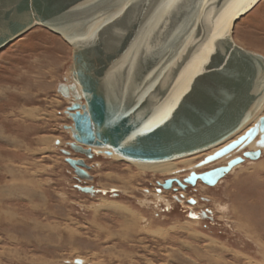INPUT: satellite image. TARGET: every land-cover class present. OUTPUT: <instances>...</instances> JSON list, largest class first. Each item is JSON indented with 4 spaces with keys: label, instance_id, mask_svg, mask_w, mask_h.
I'll return each instance as SVG.
<instances>
[{
    "label": "rangeland",
    "instance_id": "1",
    "mask_svg": "<svg viewBox=\"0 0 264 264\" xmlns=\"http://www.w3.org/2000/svg\"><path fill=\"white\" fill-rule=\"evenodd\" d=\"M34 27L0 51V264H264V141L257 132L249 140L257 126L151 170L107 150L92 149L87 159L70 148L68 108L84 104L71 77L72 49ZM232 39L264 58V0L235 23ZM62 85L76 89L64 96ZM252 144L259 158L245 159L213 187L159 185L223 166L255 151ZM67 159L84 160L88 179Z\"/></svg>",
    "mask_w": 264,
    "mask_h": 264
},
{
    "label": "water",
    "instance_id": "2",
    "mask_svg": "<svg viewBox=\"0 0 264 264\" xmlns=\"http://www.w3.org/2000/svg\"><path fill=\"white\" fill-rule=\"evenodd\" d=\"M259 1L181 0L182 7L170 12L156 31L157 0H116L115 21L107 11H97L93 0H0V51L34 26L71 47V77L84 101L68 108L74 153L91 159L92 149L109 148L138 162L173 161L223 143L264 112V58L232 39L235 23ZM189 25L191 31L182 36ZM145 28L155 36L149 46L166 51L163 59L140 56L137 38ZM116 33L120 38L113 41ZM75 89L62 85L58 91L68 96ZM245 138L212 157L228 153ZM259 156V150L247 151L223 166L159 185L170 190L176 183L184 190L199 181L213 187L245 159ZM67 163L80 180L88 179L90 167L84 160ZM76 189L90 196L99 192L89 186Z\"/></svg>",
    "mask_w": 264,
    "mask_h": 264
},
{
    "label": "snow or ice",
    "instance_id": "3",
    "mask_svg": "<svg viewBox=\"0 0 264 264\" xmlns=\"http://www.w3.org/2000/svg\"><path fill=\"white\" fill-rule=\"evenodd\" d=\"M256 0H248L249 4H255ZM157 4L159 5L158 8H156L155 12V19L153 20V24L155 26V30L159 31L164 27V22L168 19V14L171 12L174 14L173 10H179L180 7H182L181 0H157ZM93 5L97 7V11H107L109 15H112L113 20L115 21L116 15L115 13H118L119 11V5H117L116 0H93ZM153 7H156L153 5ZM107 19V16L104 17ZM157 21H159L157 23ZM83 27H88V25H83ZM191 31V25L185 30V32L182 34V36L186 37L188 33ZM152 29L151 28H145L142 32V34L137 38V47L140 49V56L146 57V58H154L159 56L160 59H163L166 55V51H162L160 48H152L149 46L148 42L149 39L154 43L155 42V36L151 35ZM97 38L100 36V31L97 32ZM119 33H116L112 39L113 41L119 40ZM162 47H168V46H162ZM135 53V49H134ZM131 63V60L129 61ZM202 63V61H201ZM139 69V65H137V69ZM234 145H229L228 147L231 148ZM227 150V149H225ZM217 155H220V153H217ZM214 159V157H209L207 162H211Z\"/></svg>",
    "mask_w": 264,
    "mask_h": 264
},
{
    "label": "bare ground",
    "instance_id": "4",
    "mask_svg": "<svg viewBox=\"0 0 264 264\" xmlns=\"http://www.w3.org/2000/svg\"><path fill=\"white\" fill-rule=\"evenodd\" d=\"M35 28V27H34ZM51 32V31H50ZM60 37V36H59ZM61 38V37H60ZM62 39V38H61ZM63 40V39H62ZM234 42V41H233ZM238 46V45H237ZM238 47H240V46H238ZM241 48V47H240ZM243 49V48H242ZM71 75H72V69H71ZM78 90H79V88H78ZM79 92H80V90H79ZM80 94H81V92H80ZM264 115V112H262V113H260V114H258L251 122H250V124H248L242 131H240L239 133H237L236 135H234V136H232V137H230V138H228L226 141H224L223 143H221V144H219V145H217V146H215V147H218L219 148V146H223L225 143H227L228 141H230L231 139H233L235 136H237V135H239L240 133H242L248 126H250L252 123V127H255V126H257V128H258V130H257V136H258V139L260 138L261 139V136L264 134V128H263V130H261L260 129V119H261V117ZM249 129V128H248ZM247 129V130H248ZM246 132V131H245ZM231 143V142H230ZM230 143H228L227 145H229ZM244 143H246V142H244ZM262 145H264V142H262L261 143ZM227 145H225L224 147H226ZM215 147H212V148H215ZM212 148H210V149H212ZM217 148V149H218ZM223 148V147H222ZM251 149H256L255 148V145L254 144H252L251 145ZM97 150H107V151H110V152H112V156H114V157H116V158H118V159H121L122 161L124 160L125 162H129V163H133V164H136V165H140V166H144L145 168H148V169H150V168H152V167H158V166H162V165H165L164 163H166L167 164V162H169V161H167V162H161V163H147V162H138V161H134V160H132V159H125V158H123V157H121V156H119V155H117V154H115L111 149H109V148H101V149H97ZM209 150V149H208ZM256 150H258V149H256ZM255 150V151H256ZM207 151V150H206ZM259 151H260V153H261V150L259 149ZM204 151H202V152H200V153H203ZM198 154V153H197ZM195 155V154H194ZM187 158V157H186ZM222 158V157H221ZM128 163V164H129ZM132 164V165H133ZM175 164V163H174ZM188 164H190V163H188ZM170 165V164H169ZM166 166V165H165ZM171 166V165H170ZM169 166V167H170ZM222 166V165H221ZM239 166V165H238ZM190 167L193 169V167H192V165H190ZM160 168V167H159ZM172 168V167H171ZM237 168V166L235 167V168H233L231 171H233L234 169H236ZM147 169V170H148ZM167 170L169 169V168H166ZM174 169V168H173ZM151 170V169H150ZM171 170V169H170ZM173 171V170H172ZM229 174V173H228Z\"/></svg>",
    "mask_w": 264,
    "mask_h": 264
},
{
    "label": "flooded vegetation",
    "instance_id": "5",
    "mask_svg": "<svg viewBox=\"0 0 264 264\" xmlns=\"http://www.w3.org/2000/svg\"><path fill=\"white\" fill-rule=\"evenodd\" d=\"M219 166H221V165H219ZM219 166H218V167H219ZM190 168H191V167H190ZM209 170H210V169H209ZM194 173L199 174V173H197V172H194ZM189 174H190V173H189ZM175 179H176V178H175ZM182 180H183V179H182ZM198 182H199V181H197L196 184H197ZM196 184H195V185H196ZM174 185H175V187H174ZM188 187H191V186H190V185L186 186V188H188ZM176 188H178V186L176 185V183H173L172 188H171L170 190H173V189L176 190ZM186 188H185V189H186ZM178 189H180V188H178Z\"/></svg>",
    "mask_w": 264,
    "mask_h": 264
}]
</instances>
